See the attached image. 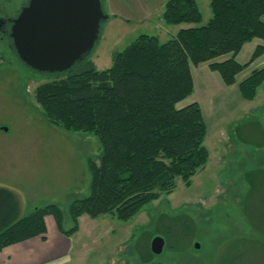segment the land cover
I'll return each instance as SVG.
<instances>
[{"label":"trees","instance_id":"1","mask_svg":"<svg viewBox=\"0 0 264 264\" xmlns=\"http://www.w3.org/2000/svg\"><path fill=\"white\" fill-rule=\"evenodd\" d=\"M209 7L211 18L204 26L182 29L163 44L157 37L140 35L113 56L109 69L98 71L88 57L34 90L46 122L67 132L92 134L101 154L96 162L87 161L88 195L69 204L68 230L62 227L65 214L56 205L22 217L15 194L0 187V251L43 236L46 216L55 219L61 234L71 236L83 215L128 222L145 205L171 194L176 180L190 185L208 158L199 106L176 107L193 92L190 66L208 64L230 87L264 54V47H257L248 63L235 61L243 45L264 41V0H209ZM162 19L166 25H198L202 16L195 0H168ZM263 82L264 67L253 70L237 85L241 98L253 100ZM245 181V214L260 233L254 222L258 216L253 218L250 209L256 196L264 203V170L248 171ZM192 228V220L181 214L159 218L156 230L167 249L183 252ZM138 252L142 263L150 261L148 248L138 247Z\"/></svg>","mask_w":264,"mask_h":264},{"label":"rangeland","instance_id":"2","mask_svg":"<svg viewBox=\"0 0 264 264\" xmlns=\"http://www.w3.org/2000/svg\"><path fill=\"white\" fill-rule=\"evenodd\" d=\"M11 1L7 10L12 16L14 8L25 0ZM167 1L104 0L103 10L109 19L101 24L99 40L89 56L96 69H109L113 56L140 35L157 37L163 44L180 30L204 26L211 18L209 0H195L202 16L198 25H166L162 14ZM243 58L242 54L235 61L242 64L246 61ZM259 65L254 64L252 69L263 67ZM191 68L204 81L198 70L201 67ZM245 76L240 73L234 85L249 75ZM50 80L49 76L29 72L0 47V187L15 194L22 217L37 208L56 205L70 222L67 208L73 200L88 195L87 161L96 162L101 148L92 134L67 132L45 121L34 100V90ZM207 81L208 91L196 82L193 95L204 110L206 164L191 178L189 186L176 180L171 194L145 205L130 221L102 217L94 249L87 255L82 251L81 261L77 256L76 263L264 264V203L260 205L259 197L253 199L250 211L253 218L258 216L254 222L260 233L254 231L251 217L245 214L249 190L245 175L251 170H264V82L255 98L246 101L238 86L226 87L221 80L219 87L213 80ZM189 97L176 107L180 109ZM181 214L192 220L193 228L184 251L173 252L157 233V222L161 217ZM155 236L165 241V250L157 256L150 251ZM138 247L148 248L152 255L149 262H141Z\"/></svg>","mask_w":264,"mask_h":264},{"label":"water","instance_id":"3","mask_svg":"<svg viewBox=\"0 0 264 264\" xmlns=\"http://www.w3.org/2000/svg\"><path fill=\"white\" fill-rule=\"evenodd\" d=\"M108 19L101 0H29L12 21L10 39L19 61L34 74L61 75L90 56ZM164 245L155 237L151 253L160 255Z\"/></svg>","mask_w":264,"mask_h":264},{"label":"crops","instance_id":"4","mask_svg":"<svg viewBox=\"0 0 264 264\" xmlns=\"http://www.w3.org/2000/svg\"><path fill=\"white\" fill-rule=\"evenodd\" d=\"M257 47H264V41L254 39L251 42L246 43L236 55L235 60L238 56L243 54V59L246 61L239 64L244 65L248 63ZM256 63H259L261 64L259 66L264 67V54L256 59L241 74L245 73V75L248 76L251 71L255 70L252 69V66ZM191 67L192 66H190V74L194 90L191 97L184 102L182 107L197 103L201 109L202 115H204V110L199 98L193 96L196 89V82H198L200 87L204 88V91H208V89H206L209 87L206 83L208 82L207 80H209L210 83L211 80H213V82L219 87H221L222 83L216 73L208 70V64H200L198 67L193 66L195 69L201 67L198 70L201 69L199 72L204 76V81H202L201 77H198L196 73L193 74ZM235 86L237 87V84L230 88ZM100 219L103 220L102 217L98 219H90L87 216H81L78 219V231L71 236H65L59 232L55 219L52 216H46L44 218L45 234L4 248L0 251V264H80V262H75L76 257L79 256V259L83 254L82 251H86L87 255L88 250L94 249V244H96L97 238L99 239L100 229L98 228V221ZM63 224L67 226L65 230L70 228L68 218L64 219ZM70 257L72 258V261H69ZM79 261H81V258Z\"/></svg>","mask_w":264,"mask_h":264},{"label":"flooded vegetation","instance_id":"5","mask_svg":"<svg viewBox=\"0 0 264 264\" xmlns=\"http://www.w3.org/2000/svg\"><path fill=\"white\" fill-rule=\"evenodd\" d=\"M28 1L29 0H25L24 2L19 4L18 8H14L15 13L11 16V15H9L7 9H9L8 7L12 6V1L11 0H0V47L7 49L9 51V53L13 55V59H14V61H16V63L18 62L23 68H25L29 72H32L23 63H21L19 61V59L15 53V50L13 48L12 41L10 39V28H11L12 21L17 18L21 9H23L24 7L27 6ZM261 170H263V169H261ZM248 192H249V190H248ZM155 237H161V236H155ZM162 239L164 240V238H162ZM150 244H151V242H150ZM164 248H165V245H164Z\"/></svg>","mask_w":264,"mask_h":264}]
</instances>
